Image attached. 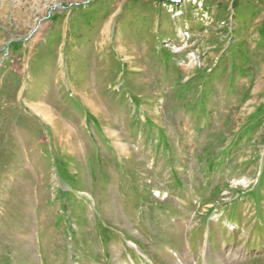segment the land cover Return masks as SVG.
<instances>
[{"label":"rangeland","instance_id":"rangeland-1","mask_svg":"<svg viewBox=\"0 0 264 264\" xmlns=\"http://www.w3.org/2000/svg\"><path fill=\"white\" fill-rule=\"evenodd\" d=\"M0 264H264V0H0Z\"/></svg>","mask_w":264,"mask_h":264}]
</instances>
